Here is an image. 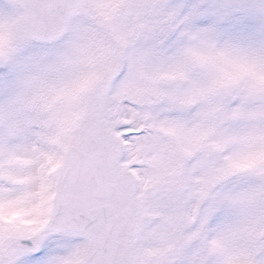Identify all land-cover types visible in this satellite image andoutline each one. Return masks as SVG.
I'll return each mask as SVG.
<instances>
[{"label":"snow or ice","instance_id":"obj_1","mask_svg":"<svg viewBox=\"0 0 264 264\" xmlns=\"http://www.w3.org/2000/svg\"><path fill=\"white\" fill-rule=\"evenodd\" d=\"M0 264H264V0H0Z\"/></svg>","mask_w":264,"mask_h":264}]
</instances>
